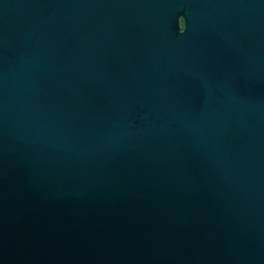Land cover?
Returning a JSON list of instances; mask_svg holds the SVG:
<instances>
[{
    "label": "water",
    "instance_id": "obj_1",
    "mask_svg": "<svg viewBox=\"0 0 264 264\" xmlns=\"http://www.w3.org/2000/svg\"><path fill=\"white\" fill-rule=\"evenodd\" d=\"M0 264H264V0H0Z\"/></svg>",
    "mask_w": 264,
    "mask_h": 264
},
{
    "label": "rangeland",
    "instance_id": "obj_2",
    "mask_svg": "<svg viewBox=\"0 0 264 264\" xmlns=\"http://www.w3.org/2000/svg\"><path fill=\"white\" fill-rule=\"evenodd\" d=\"M180 26H181V28L183 27V21L181 20V22H180Z\"/></svg>",
    "mask_w": 264,
    "mask_h": 264
},
{
    "label": "clouds",
    "instance_id": "obj_3",
    "mask_svg": "<svg viewBox=\"0 0 264 264\" xmlns=\"http://www.w3.org/2000/svg\"><path fill=\"white\" fill-rule=\"evenodd\" d=\"M184 31H185V30H184ZM184 31H183V32H184Z\"/></svg>",
    "mask_w": 264,
    "mask_h": 264
}]
</instances>
